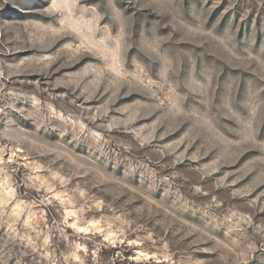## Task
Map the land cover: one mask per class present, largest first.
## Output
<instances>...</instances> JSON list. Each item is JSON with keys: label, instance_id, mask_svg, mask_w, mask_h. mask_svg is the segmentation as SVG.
I'll use <instances>...</instances> for the list:
<instances>
[{"label": "rangeland", "instance_id": "obj_1", "mask_svg": "<svg viewBox=\"0 0 264 264\" xmlns=\"http://www.w3.org/2000/svg\"><path fill=\"white\" fill-rule=\"evenodd\" d=\"M0 264H264V0H0Z\"/></svg>", "mask_w": 264, "mask_h": 264}]
</instances>
